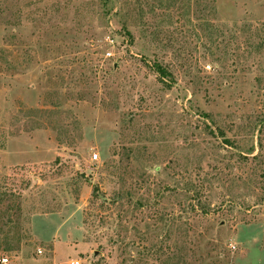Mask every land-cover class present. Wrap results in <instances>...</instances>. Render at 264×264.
I'll return each mask as SVG.
<instances>
[{
	"label": "rangeland",
	"instance_id": "rangeland-1",
	"mask_svg": "<svg viewBox=\"0 0 264 264\" xmlns=\"http://www.w3.org/2000/svg\"><path fill=\"white\" fill-rule=\"evenodd\" d=\"M0 254L264 264V0H0Z\"/></svg>",
	"mask_w": 264,
	"mask_h": 264
},
{
	"label": "built area",
	"instance_id": "built-area-1",
	"mask_svg": "<svg viewBox=\"0 0 264 264\" xmlns=\"http://www.w3.org/2000/svg\"><path fill=\"white\" fill-rule=\"evenodd\" d=\"M96 157L97 156L94 155V158H96ZM38 253L39 254L41 253L40 249H38ZM8 263H9V259L6 256L0 254V264H8ZM69 264H79V261L78 260L71 261V262H69Z\"/></svg>",
	"mask_w": 264,
	"mask_h": 264
}]
</instances>
